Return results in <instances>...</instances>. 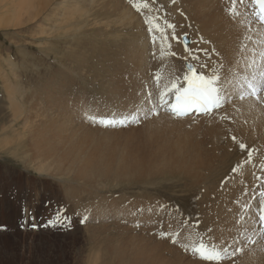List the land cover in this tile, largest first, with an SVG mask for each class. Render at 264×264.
Instances as JSON below:
<instances>
[{
    "label": "rangeland",
    "instance_id": "rangeland-1",
    "mask_svg": "<svg viewBox=\"0 0 264 264\" xmlns=\"http://www.w3.org/2000/svg\"><path fill=\"white\" fill-rule=\"evenodd\" d=\"M14 1H15V4H17L16 0H14ZM86 1L87 0H84V3H83V0L82 1L77 0V2L79 4H77L76 5L77 8L74 7L75 8L74 9L73 5H72L73 0H69V1L67 0L61 4L59 9L52 10L53 14L51 12H48V8H47V14L41 13V14H39L40 17L37 16V17H34L32 19L28 18L26 16V14H25V17H24V15H22V17L24 19L23 18L20 19L21 16L18 17L17 13H16L14 15L16 17H18V19L20 21L24 22L27 19L32 20V21L24 22L27 25L22 26V27H18V28L16 27V29L14 27L13 28L10 27L7 29L6 28L3 29L2 27L0 28V68H1V71H4V72H2L3 74L2 73L0 74L1 75L0 76V109L4 110V111L0 112V122H2V123H0V128H2V126H3L4 130L6 129V131H5L6 133L5 132L2 133L1 129H0V133H1L0 137L2 138V140L0 139V149L3 148L1 146L5 144V141L7 144V145L6 144L4 145V148L1 150V153H0V264H107V263H109V264H115V263L120 264L121 261L119 258H121L125 264L126 260L130 257L129 256L130 254L128 253V252H130V248L128 247L129 241H132L136 244H140L142 242V243L147 245V248L152 247L153 249H151V250L147 249V250L149 251V254L154 258H155V256H160L163 258L165 257L164 259H166V260H172V259L176 260V257L178 258V256H179V259L183 258V260H184L187 258L189 261L200 262L201 258L199 257L198 254L194 253L192 249L199 247L203 241L202 231H201L202 218L196 219L193 216V211H192L193 205L189 204L188 201L192 200L193 191L197 188V193H198L197 199L199 200L201 198V195H202V207L199 206L198 209H199V211L204 210L205 205L210 204L209 196L207 195V193H208L207 191L211 190V185L209 183H207V182H209V180L207 182H200V183L196 182V181L194 182L191 180V182H189L188 184L182 185V184L178 183L177 179L170 180V178H164V177L158 178L155 175H154V177H147V178L144 177V179L138 183L133 182L129 179L116 180L113 178H111V179L110 178L109 179L108 178H100L97 175H92V177L89 178V181L84 183L81 180H75L74 174L72 172L70 174H67V175H63L62 172H60V171L57 172L56 171L57 169L56 170L53 169V171H49V172L48 171L47 172H38L39 167H40L39 164L41 161H40V159H37V158L34 159L33 157H30L31 153L27 152L29 148L24 144V143H27V141L29 139V137H28L29 136V128H30V126L32 128V125L34 126L36 123L37 124L40 123L41 120L43 122H45V121L49 122V115L51 112L67 113L70 110H72L73 108H75L76 106H78L79 108L82 107L84 111L85 110L87 111V113H93V111H94L95 114H96L95 111H98V113L100 114L102 111H103V113H104V111L106 113L107 110H110L109 114L107 111V113H106L107 115L110 116L111 112L113 111L112 112V114H113L112 118L121 117L123 122H124V120H125V122H127V124L124 122L123 127L121 124H119L118 128H116L117 130L115 129L116 131L114 129H111V130L109 129L113 134H116L117 131H119L120 129L122 131V132L119 131L118 136L116 137V139L119 137L121 139L119 138L120 140H118V139L113 140L116 144H118V141H120L119 142L120 144H122V142L124 143L127 141L128 144L130 143V144L135 146V145H139V144L140 145L141 144L147 145L146 142L152 141V140L156 143H158V141L161 143H166L167 138H168V140H169L168 142L171 143V142H176V141L180 142L183 139L182 141L188 143L189 145H193L192 148H194L195 150L200 151V153L202 152L204 154L212 153L213 152L212 150H215V149H219V150L222 149L223 152H228L231 157L235 158V157H237L236 155L239 152L238 155H242L243 157L245 156V160L242 159L240 162L237 163V165L238 164L241 165V166L238 165L237 167H239L242 170L249 168V167H252L254 165H257L258 163H261L262 166H264V155H262V154H264V134L258 136L257 137L258 139L256 138V143H254L253 146H252V144L250 145L249 144L250 141L246 140V136H247V134L251 133L253 129L251 127H249V129L241 128L240 121H242L245 118L246 113L236 109L238 107V104L243 102V101H247V100L254 101V102H256V104L258 105V107L261 111V112H259V114L261 115L260 121L262 122L264 120V99H261L260 101H258L259 100L258 96L260 94H264V76L260 80V87L258 89H255V88H257L256 86L253 89V87L251 85H249V83H248L249 81L248 82H247V80L245 81V78L244 79L242 78L241 81H236L233 79L234 80L233 86L238 87V90H240L241 88L242 89L244 88V92L241 95H239L238 97L236 96L235 98L232 95H231V98H229V99H226V97H225L224 100H222L220 102V105L216 108V112H218L219 117L222 118L220 120V123L223 125H220L219 123L213 124L212 119H211L212 117L206 121L203 120V121H205L204 124L202 121H197V122L192 121V123L190 121L191 124L186 121V122H184V124H183V122H181V123L178 122L179 125H177L176 124L177 122H175V121L173 122V120H171L170 117H167V118L164 117L165 118L164 119L160 116H157L158 113H156V111H153V114L151 113L149 115L150 118L151 117L155 118L157 116L158 118H162V119H160V121H162V122L169 120V122H167V123L165 122L163 124L164 126L163 125L159 126L161 128H158V127L156 128L154 125H150L149 123H147L146 122L147 120H145L144 118H141V117L139 118V116H137L135 114L136 108H134L132 105L131 106L133 107L134 112H131V113L133 115L132 114L128 115L129 117L127 115L123 116V114H120L119 112H117L118 110H121L118 108V106L120 107L119 99L121 101H123V100L127 99L129 96H130L129 99H133L135 97V95H136V97L138 96L137 93L140 94L143 91V88H142L143 84L140 82L141 79L139 77H137V72L134 69V67H132L131 63H128L129 62L128 61V59H129L128 58L129 57L128 51L129 50H127V40L120 41L121 43L119 41L116 42L119 37L117 35H114V33H112V32H115L114 26H111V28L108 29L111 31V32L109 31L110 33L107 30L108 34L104 33L103 31L101 32V30L99 32L98 30L93 29L90 32V29H86L89 32V34H88L87 32H85L86 31L85 29H84V31L82 29V31H80V32L75 31L76 38L77 37L81 38V36H84V37H82V39L84 41V43L82 44L83 45L82 48H84V49H81L80 47H76L75 42L71 40L74 36L73 32L71 33L69 31L70 33L68 32L67 34H62V33H64V31L67 30L66 25L73 24V26H76L74 24V22L71 21V18H69V16L70 17L72 16V19L76 16L78 17L77 14L80 13L81 9L84 10V11L82 10V12L84 13L87 10L88 4H89ZM140 1L145 2L144 0H140ZM152 1L153 0H147L145 4H147L148 2L151 3ZM175 1H177V0H172V1L166 0L163 2L162 1H159V2L153 1L156 4V5H154V3L152 2L153 4L152 3L151 4L153 6H151V4L148 3L149 8L152 7V9L151 8L149 9L148 7L143 8L145 11V14H144L143 10L141 13L135 11V8H134V11H135L134 12L133 8H131L132 3L130 1H127V4H129L128 2H130V4H131V5L129 4V6L131 8V12L133 11L132 14L134 13V14H138L139 16H141V18L139 17L141 19V21H139V18L137 19L138 15L135 16L137 19V22L139 21V23L141 22V24H142V26H140V28H142V30L140 29V32L136 35L137 36L139 35L138 37L141 36L140 38L142 39V38H145L149 34L146 37L147 38L146 46L148 47V48L146 47V49H147L146 51L147 52L149 51V53H147V52L146 53L149 54L147 56V58L148 57L151 58V54L153 53V56H152L153 59L152 58L147 59V61L149 63V69L148 70L153 72L152 76H153V78H155V81H156L155 83H158L156 79H159V81H160L159 84H162L163 81L167 85L172 84L175 80L174 74H176L177 72H179L178 74H180V68L179 67L184 68L185 62H188V61H190V63L196 67L198 72H200L201 74H205V75L208 73H211V71H215L216 68L220 69L221 65L224 64L225 62H226V64L228 63L227 62L228 60H226L228 58L225 57V54L226 55L230 54L231 57L229 58V62H230V60L232 61L234 59V54L233 53L231 54L229 52V51L233 52V48H232L231 43H233L234 41L237 40L236 37L239 35L238 31L240 30V26H239L240 21H239V19H237L239 9L236 6L237 4H236L235 0H233V1L232 0H230V1L229 0H212V1L206 0V2H205V0L204 1L203 0H200V1H198V0H193V1L178 0L177 2L180 1L178 4L177 3L175 4L174 3ZM181 1H182V3H181ZM194 1H196V2H194ZM58 2H60V0H58V1L53 0L51 4H57ZM160 2H161V5H158V4H160ZM183 2H184V4H183ZM189 2H192V3H189ZM193 2H194V4H193ZM197 2H199V3H197ZM229 2H231V3H229ZM10 3H11L10 0H4V2L0 0L1 8L5 7V9L0 11V13L4 12L6 10V8L9 7ZM200 3H201V5H200ZM225 3H226V5L229 4V6H226ZM162 4H164V5L162 6ZM169 4L171 6L175 4L176 6L175 5L174 6L176 8L178 6V8L180 9V13L177 12V11H179L178 8L173 9L174 7L172 6L171 9H173V11L176 10V11H174V13H175L174 15L178 16L179 18L173 16V14H172L173 11L167 10V9H170L167 6ZM189 4L192 8L191 7L189 8V6H187ZM196 4H198V5H196ZM218 4L221 6L220 7L221 9L219 8ZM70 5H72V6H70ZM170 5H169V7H171ZM68 6L70 8H68ZM157 6H159V7H157ZM160 6H162V7H160ZM204 6H205V8H202ZM217 6H218V8H217ZM65 7H67V8H65ZM155 7H156V9H155ZM166 7H167V9H165ZM187 7L189 8V10ZM196 7L197 8L199 7L200 11L203 10L201 12V14L202 13H204V14L200 15V11L198 10L199 8L196 9ZM19 8L20 7L16 8V9L18 10ZM37 9H38L37 7H26L25 11L28 12L29 14H33L34 12H35L34 14H36V13L40 12V10L38 9L39 10L38 11ZM68 9H70V10H68ZM159 9H161V11H158ZM147 10H152V11L147 12L149 16H147V13H146ZM186 10H188V11H186ZM72 11L76 12L75 13L76 16H74L75 14L72 13ZM166 11H169V14L166 13ZM182 11L186 15L181 13ZM58 12L63 13V15L59 14ZM149 12L152 14L154 12V14H155L154 18H152V16L154 14L151 16L149 14ZM163 12H164V14H163ZM170 12H172V13H170ZM176 12H177V14H176ZM186 12L190 16L187 15ZM158 13H159V15H162L164 18L162 16H159ZM178 13L180 15H178ZM64 14L67 15L70 22H66L63 19ZM191 14L192 15L196 14V15L193 17V16H191ZM131 16H129L128 21H126V22L130 21ZM167 16H168V18H167ZM146 17L149 18V21L151 22L150 24L144 23V22H146V20H148ZM170 17H171V19H170ZM54 18H56V19H54ZM175 18H177L178 21ZM202 18H204V19H202ZM38 19L39 20L41 19V20L39 21ZM45 19H48V21ZM62 19H63V21H65L68 24L63 23ZM151 20L152 21L154 20L153 21L154 23ZM173 21L174 22L177 21L176 24L177 23H179V24L176 25ZM45 22H46V24H45ZM50 22H53L55 25L53 23L50 24ZM55 22H57V23H55ZM143 23L145 25L147 24L149 26H147V25L145 26ZM31 24H33V26H35V27H33ZM48 24H49V26H47ZM60 24H61V27L64 25V27H62V29H61L62 31L56 30L57 25H60ZM51 25H53L55 27V29ZM150 25H152V26H150ZM169 25H172L173 27L170 28V27H168ZM195 25H196V27H195ZM39 26H40V28H41V26H43V27L40 29ZM177 26H179V27H177ZM186 26H187V28H185ZM32 27L34 28V34L32 32L33 31ZM149 27H152V29H153V31H151L152 33L149 31ZM23 29L25 30L24 35L22 33V32H24ZM43 29H44L45 33H48V35L45 34L46 36H44ZM162 29H165V31ZM177 29H179V30H177ZM200 29L203 31L200 32ZM26 30H28V31H26ZM35 30L38 31L37 33L40 36H42L41 37L42 42H39L38 37H40V36L35 34L36 33ZM40 30H42V31H40ZM51 30H53V31H51ZM143 30H144V32L146 30L145 34L143 33ZM176 30L179 32H177ZM195 30H197V31H195ZM227 30L229 32H227ZM30 31H31V33H30ZM56 31H59V32H56ZM154 31H156L157 33ZM218 31H221L222 33L218 32ZM52 32L55 34H53ZM188 32H190L192 36H190V34ZM57 33H59L58 35H60V37L57 35ZM162 33H163V36H162ZM179 33L180 34L182 33V34L180 35ZM70 34L72 35V37ZM78 34H79V36H77ZM80 34H82V35H80ZM101 34H104V35L102 36ZM155 34H156L155 37L156 38L158 37L157 39L153 37ZM194 34H196V35H194ZM202 34H203V36H201ZM53 35L58 36V37L53 38ZM97 35H99V36H97ZM166 35H168V36H166ZM177 35H180V36H177ZM50 36H52L51 39H50ZM100 36H102V38ZM173 36L179 37V39H173ZM233 36H236V37H233ZM46 37H48V38H46ZM167 37H169L170 38L169 41L171 40V42H172L171 47H169L170 44H169ZM199 37H201V38H199ZM221 37L223 38V40H220V39H222ZM229 37H230V39H229ZM104 38L108 42L106 40L104 41L103 40ZM161 38L162 39L165 38L166 41L161 40ZM231 38H232V40H231ZM137 39H139V38H137ZM148 39L150 40L149 41V43H151L150 45L148 43ZM152 39L155 41V43ZM159 39L161 40V43H160ZM208 39H209V41H207ZM111 40L114 42H111ZM151 40H152V42H151ZM184 40L188 41V44H185ZM69 41L71 42V44H72V42L74 43L73 46L70 44ZM164 41H165V43H164ZM212 41L215 44H216V41L218 42L216 44V47H217V45H220V46H218V48H216L214 46L215 44ZM221 41L223 43H221ZM90 42H92V43H90ZM96 42L98 43V45ZM37 43L38 44L42 43V44L38 45ZM43 43H45V45H47L46 48L42 47V46H44ZM89 43L93 47L96 44V47L91 48V45H89ZM113 43H115V45ZM227 43H228V45H227ZM156 44L158 46H156ZM159 44H160V46H159ZM163 44H165V45H163ZM167 44H168V46H167ZM174 44L175 45L177 44V46H176L177 50L173 47V46H175ZM209 44H212L213 50L215 49L217 51L211 50L212 48L209 47V46H211ZM74 45H75V47H74ZM180 45L182 46V48H180L181 47ZM224 45H226L227 47ZM230 45H231V47H230ZM38 46H41V47H38ZM111 46H112V48H111ZM163 46L165 49L162 48ZM189 47L192 48V51L194 50L195 52H192L191 49H189ZM228 47H229V49L224 51V49H226ZM76 48H77V50H76ZM95 48L99 49V50L94 51ZM102 48H104L103 51H101ZM124 48H125V50H124ZM186 48L188 49V51H186ZM89 49L94 51L93 52L90 50V52L92 53V59L94 60V62H96V66H94L95 67L94 70H93V67H88V66L84 67L81 64H79V59L85 58L86 56H87V58L90 57L91 53L88 52ZM168 49H170V50H168ZM219 49H221L220 51H222L223 55L222 54L218 55L219 53H221V52H219ZM234 50H235L237 55L240 54V52L238 51L237 48H235ZM66 51H67V55H69V56L65 55ZM80 51H81V53H80ZM98 51H100L102 55L100 54V52L98 53ZM200 51H201V53H200ZM76 52L79 53V55H82V57L79 58L80 56ZM182 52H188V53L183 54ZM213 52H215V53H213ZM216 52L218 54H216ZM224 52H229V53H224ZM71 53L73 54V56ZM210 53H213L214 55H210ZM190 54H191V57H190ZM200 54H202L203 56H201ZM122 55H124V56H122ZM166 55H167V58H166ZM204 55H205V57L207 56L208 58L207 57L204 58ZM242 55H246V56H248V58L254 57V59H256V57L252 53V50L250 52H248V55L244 54V53H242ZM63 56L69 57L68 59L70 61L67 58H63ZM74 56L76 59L74 58ZM94 56H97V57L94 58ZM101 56H103V58H104L103 60H102ZM184 56L187 58H184ZM195 56H196V58H197V56L199 58L196 59ZM213 56H214V59H213ZM218 56H220V57H218ZM221 56H222V58H221ZM215 57H217V58H215ZM87 58H85L84 61H86ZM126 58H127V61H126ZM171 58H172V60H171ZM176 58H177V60H176ZM200 58L203 60L204 64H202L203 62H202V60H200ZM149 59H150V61H149ZM166 59H168V60H166ZM223 59H225L224 63H223ZM164 60L168 64L164 63L165 62ZM170 60L172 62V65L170 64ZM218 60H220L222 63ZM176 61L179 64V66L176 63ZM181 61H182V63H181ZM198 61H199V63H198ZM207 61H209V62H207ZM8 62L11 65H9ZM156 62H159L161 66L163 65V68H164V66L165 67L168 66V68H170V66H172L171 69L173 71L177 68L176 66H178L177 69H179V71H177V69H176L174 71L175 73H171L170 69L168 70L166 67V69L164 68V70H166V71L168 70L170 73L168 71L167 72L169 74H171L170 76H168V73L166 74V71L164 73L162 67L160 65H158L159 63L156 64ZM216 62H220L221 64L216 63ZM101 63L103 65V67H102ZM150 63H152V64H150ZM174 63L177 65L175 66ZM210 63L211 64L216 63V64L210 65ZM109 64L110 65L112 64V65L110 66ZM155 65L157 68H155ZM9 66H11V68ZM208 66H209V68H208ZM213 66H214L215 70L212 69ZM101 67H102V69H104L103 71H101V70L99 71V69H101ZM107 67L109 68V70L107 69ZM150 67L152 69L153 68H155V69L159 68L160 70L159 71L157 70L158 72H156V70H154V69L152 70V69H150ZM90 68H91V70H90ZM131 68H133L134 70ZM207 69H208V71L205 73V70H207ZM67 70H68V72H67ZM92 70L95 72H93ZM11 71L13 72L14 76L12 75ZM89 71H90V74H87V73H89ZM161 71H162V73H161ZM154 72H156V74ZM14 73H17V74H14ZM92 73H94V74H92ZM126 73H128V75ZM130 73H132V74H130ZM4 74H6V75H4ZM95 74H96V76H95ZM97 74H98V77H97ZM106 74L110 80L107 79L108 77L105 76ZM101 75H103V76H101ZM3 76H6V77H3ZM15 76H16V78L14 79ZM66 76H67V78H66ZM120 76H123V77L121 78ZM162 76H165L166 79H165V77H162ZM12 77H13V79H12ZM95 77L101 78V80L96 79ZM102 77L103 78L105 77L106 79H103ZM4 78L9 81V84L11 85L10 88H9V86L7 88L6 85H9V84ZM81 78L82 79L84 78V79L82 80ZM66 79L67 80L70 79V81H68L70 83H67ZM93 79L95 82H93ZM133 79L135 82L137 81L136 83L138 85L133 81ZM164 79L167 81H165ZM10 80H12V81H10ZM138 80H140V81H138ZM100 81H101V83H100ZM109 81H110V83H109ZM113 81H115V82H113ZM5 82H7V83H5ZM13 82L14 83L18 82L15 84H18L20 86V88L22 90L21 92H20V90L18 91L19 86L16 85L17 86L16 87L15 84H13ZM91 82L93 84L99 82V84H96L95 85L96 87H95ZM112 82H113V84H111ZM104 83L106 84V86H104L105 85ZM239 83H240V85H234V84H239ZM159 84L153 90H148L147 96L149 94V96L151 95L150 97H152L154 92L158 88ZM58 85H59V87H58ZM116 85L118 87L121 86L122 88L121 87L116 88L117 87ZM129 85H130V87H133L134 85H136V86H134L135 88L133 87V89H134L133 90L132 88H128ZM85 86L88 88H86ZM113 86H114V88H113ZM137 86H139V87H137ZM140 86H141V88H140ZM109 87H110V89H108ZM16 89L18 92L15 91ZM129 89L131 92L129 91ZM232 89H233V87H232ZM12 90H13L12 93H14V94L10 93ZM110 90H112V91H110ZM126 90L129 91V93ZM7 91H8V93H7ZM235 91L237 92V90H235ZM111 92H113V94ZM148 92H150V93H148ZM15 93L16 94L18 93L17 94L18 97L16 96ZM240 93H241V91L239 92V94ZM8 94H10V95L12 94V95L9 96ZM98 94H99V96H97ZM130 94H132V96ZM89 95L92 96V98L89 97ZM46 96H48V97H46ZM105 96H107V97H105ZM93 97H95V99ZM118 97H120V98H118ZM11 98H13V99L11 100ZM63 98H64V100H63ZM105 98H106V100H105ZM122 98H124V99H122ZM27 99H29V100H27ZM111 99H112V101H111ZM33 100L35 102H33ZM85 100L89 103H87ZM232 100H234V102H232ZM8 101L10 103H8ZM48 101H49V103H48ZM115 101L118 103H116ZM70 102H72L73 104H71ZM93 102H95V103L93 104ZM226 102L230 103V110L227 111L226 114H224V112H225L224 108L227 105ZM102 103H103V106H101ZM106 103H107V105L109 103L111 105L109 104L110 106L109 105L107 106ZM14 104H16V106ZM114 104H116L115 105L116 107L112 106ZM37 105H38V108H37ZM62 105H64V106H62ZM104 105H106V106H104ZM42 106H44V107L42 108ZM65 106H67L68 109ZM25 107H27L28 111ZM114 108H116V109H114ZM13 109H14V111H17V110H19V111H17V113L15 115H12V117L10 118V119H12V121H11L9 119V117H10L9 115L13 112ZM62 109H64V110H62ZM55 110H57V111H55ZM90 110L92 112H89ZM115 110H117V111H115ZM35 111H37L38 114ZM6 112H7V114L9 112L10 113L7 115ZM33 112H35L36 115ZM161 114L167 115L166 113H163V112ZM253 114L254 113H252L251 115H247V118H245L244 121H246ZM38 115L41 118L38 117ZM134 115H135V117H134ZM202 115H205V114H202ZM13 116H15V117L13 118ZM16 116H17V118H16ZM30 117H31V119H30ZM35 117H36V120H35ZM24 118H25V120H24ZM30 120L31 121L33 120L32 123H35V124H31ZM141 120H143L142 123L140 122ZM8 121L10 122L9 124L7 123ZM137 121L140 122V125L143 124L141 126L144 127L143 129H146V130H141V128H140L141 126L138 125L139 123ZM20 122H24V123H20ZM29 123L31 124L30 126H28ZM144 123L145 124L147 123L149 126H153V127L147 128L148 125H144ZM186 123L190 124V125H188L190 127H188ZM25 124H27V125H25ZM37 124L34 127H36ZM165 124H167V126H168V124H170L169 130L167 131L168 134L171 133V134H169L170 136L175 134L174 132H171V130H170L171 126H172L171 128H173L172 130L176 131L175 137L173 136V139L169 138L170 136L167 137L168 135H166L167 138H165L166 129L168 128L167 126H165ZM7 125H8L9 130L7 128ZM9 125H11V126H9ZM128 125H129V127H127ZM182 125H183V127H182ZM12 126H14V127H12ZM124 126H125V128H127L126 130L129 131L128 132L129 134L126 133L127 131L125 130ZM162 126H163L164 130H161ZM176 126L178 127L177 129L175 128ZM21 127H22V129H21ZM96 127L99 128L98 126H96ZM130 127H133L134 131ZM179 127H182V129H180ZM11 128H14V129L10 130ZM26 128H28V129H26ZM136 129H137V132H136ZM138 129L141 132L138 131ZM149 129L152 130L151 133H150ZM153 129L155 130V132L157 129L158 130L160 129L159 130L160 132L163 131L164 138H162V135H163L162 133H161V135L158 136L159 138H157V135L159 134V132L155 133V132H153L154 131ZM179 129L182 131L178 132ZM8 131H9V133H8ZM14 131L17 134L16 133L12 134ZM177 132L180 134L178 135ZM20 133L24 136H22L20 143L19 142L15 143L14 137H16V135H18ZM215 133H219V137H218L219 139H217V137L213 138V135ZM10 134H11V136H9ZM130 134H131V136H129ZM147 134L150 136L149 138H148ZM151 134L154 135V138L151 137L152 136ZM12 135H15V136L12 137ZM138 135L139 136L141 135V136L139 137ZM233 135L236 137H234ZM6 136L9 139H14V140L13 141L10 140L11 141L10 142L8 138H5L7 140L3 139ZM126 136H129V137L127 138ZM178 137L180 140L178 139ZM233 137L235 138V140L233 139ZM237 137H239L240 140ZM243 137H245V138L243 139ZM124 138H126V140ZM134 139H136V140H134ZM159 139H161V140H159ZM163 139H166V141L164 140L165 141L164 142ZM229 139H233V142H232V140L230 141L231 143L227 142V141H229ZM241 139H243V140H241ZM129 140H130V142H129ZM238 141L240 144H244L246 146L245 148L247 151L246 150L245 151H246V153L248 152L247 158L245 155V151L240 150L241 148H240V144L238 143ZM241 141H245V142L241 143ZM12 142L14 144H12ZM2 143H4V144H2ZM21 143H23V146L21 145ZM235 143L237 145H235ZM245 143H247L249 145H247ZM15 144H16V146H15ZM234 146H236V147H234ZM237 148L238 149L240 148L239 151ZM234 150L238 151V152H235ZM21 153H23L24 156H23V154L21 155ZM216 155H218V154H216ZM248 156L250 157V159ZM251 156H253V157H251ZM29 158H31L32 160ZM20 159H23V160H20ZM243 160H244V162H243ZM258 160L259 161L262 160V162L261 161L259 162ZM19 162H21V163H19ZM32 163H34V164H32ZM44 164L45 163H43V165ZM30 166L32 168H30ZM34 166L35 167L39 166V167L35 168ZM31 171H33V172H31ZM235 172H236V168H235ZM254 177L257 178L256 175H254ZM166 186H167V188H166ZM208 186H209V188H208ZM260 188H261V190H259V191H260V194L262 195V194H264V186L261 187V184H260L259 189ZM16 189H18V190H16ZM262 196H264V195H262ZM214 197H215L214 194H212L210 197V200H212V198L214 200ZM223 199H226V198H223ZM226 200H228V199H226ZM260 200L261 199H259V201H255V199L250 198V199H248L247 203L249 206H251L252 204H256L257 202H260ZM230 201H231V199H230ZM143 203H145V204H143ZM233 203H234V201H233ZM138 205H139V207H138ZM140 205H142V206H140ZM146 210L149 212V214H147L148 212ZM157 211H158V213H157ZM210 211H212V213ZM209 212H210V215L213 214V212H214L212 207H210V205H209ZM137 213H138V215H137ZM156 214H158V215H156ZM148 215H150V216H148ZM124 216H125V218H124ZM187 217H190V218H187ZM209 217L211 219L213 218V216H209ZM124 219L127 222L126 221L124 222ZM143 219H145V220H143ZM149 226H150V228L151 227L152 228L150 229ZM252 229H255V230L250 231V233H256V227H254ZM179 237H181V238H179ZM35 239H36V241H38V240L47 241L49 239L48 243H47L49 245V247L46 246L43 248H38L36 250L26 249L25 251H22V249L20 250V248L15 249V247H16L15 244L17 242L20 244H23L24 242L30 243L31 240H35ZM173 241H175V242H173ZM247 243H248V246L250 245L248 248H252L254 246L253 241L247 242ZM247 243L244 240L243 246H241V247L242 248L245 247V244L247 246ZM213 244L214 243L211 242V245H213ZM182 245H184V246H182ZM26 247L28 248V245ZM110 247L114 249V252L110 251ZM179 248H181V249H179ZM120 251L124 252V254L126 256L125 255H119L118 256L119 258H118L117 255L119 254ZM240 251H241V249H237L234 252L232 251L231 253H226L225 254L226 256L224 255L222 258L220 257L218 259V261L222 262V263H227V260L229 262L231 258L235 257L234 255L239 256L242 252V251L241 252ZM106 253H107V255H106ZM116 253H117V255H116ZM181 256H183V257H181ZM237 256H236V258H237ZM89 257H90V261H89ZM91 259H92V261H91ZM188 260H184V262L183 261L182 262L185 263ZM142 262L148 263L147 259H144V261H142ZM210 264H215V263L210 262Z\"/></svg>",
    "mask_w": 264,
    "mask_h": 264
},
{
    "label": "bare ground",
    "instance_id": "bare-ground-1",
    "mask_svg": "<svg viewBox=\"0 0 264 264\" xmlns=\"http://www.w3.org/2000/svg\"><path fill=\"white\" fill-rule=\"evenodd\" d=\"M4 2V0H1ZM11 3L9 4V7L6 8V10L4 12H1L0 13V28L2 27L3 29L4 28H15L16 27H22V26H25L27 24H25L24 22H29V21H32V20H25L24 22L20 21L18 19V17H20V19H22V15H24L25 17V14L28 18H34V17H37L39 16V14L43 13V14H47V8H48V12H51L52 13V10H57L60 8L61 4L67 0H60V2H58L57 4H51L53 0H16L17 4H15V1L14 0H10ZM58 1V0H57ZM69 1V0H68ZM82 1V0H81ZM127 1H130V0H87L86 2L89 3L88 4V8L87 10L83 13L81 9L80 13L77 14L78 17L76 16V12L72 11V13H74L76 17H74L72 19V16L69 18H71V21L74 22V24L76 26H73V24H69V25H66V28L67 30L64 31V33L62 34H67L69 31L72 33L73 32V38L71 39L72 41L75 42V45L76 47H80L81 49H84L82 48V44L84 43L82 37L84 36H81V38L77 37L76 38V34H75V31L76 32H80L84 31V29H90V32L91 30L95 29V30H98L100 32L103 31L104 33L108 34L107 33V30L109 28H111V26H114V31L115 32H112L114 33V35H117L119 38L117 39L116 42H120V41H125L127 40V50H129V59H128V63H131L132 67H134V69L136 70L137 72V77H139L141 79L138 80L140 81L142 84H143V91L138 94L137 93V97L135 95V97L133 99H129V97L123 101H120V107L118 106L119 109L121 110H115L117 112H119L120 114H123V116L125 115H131L132 113L131 112H134L133 110V107L136 108L135 110V114L137 116H139V118H144L145 120H147L146 122L149 123L150 125H154L156 128H161L159 126L163 125L165 122H169V120L167 121H160V119L162 118H167V117H170L171 120H173V122H177L176 124H178V122H188L192 123V121H202L203 124L205 123L206 120L212 119V123L213 124H220V125H223L220 123V120L222 118L219 117L218 115V112H216V108H214L211 112H207V114L205 115H195L193 113H191L189 116H186V117H181V118H176L174 117L172 114H170L169 111H166L165 108L161 107L160 106V102H159V99H160V93L163 92V91H166L167 89H170L172 87L173 84H176L178 87L182 88L185 87L186 85L184 84V81H183V78L185 75H189L190 73H188V70L186 69L185 65L186 63H190V61L188 62H185V65H184V68H180V74H178L179 72H177L176 74H174V82L172 84H165L164 81L162 84H159L160 81L159 79H156L158 83H155V78H153L152 74L153 72L149 71V63L147 61L148 57L147 56L149 54V51L147 52L146 50V42H147V35L145 38H140L138 37L136 34H138L140 32V29L142 30V28H140V26H142L141 22L139 23V21H141V16H139L138 14H132V12L134 11V8L133 6L130 4V2H128L130 5H131V8H133V11L131 12V8L129 6V4H127ZM145 2H141L143 4L146 3L147 0H144ZM155 2H159V1H166V0H153ZM152 1V2H153ZM169 1V0H168ZM172 1V0H171ZM178 1V0H177ZM175 1L174 3L178 4L179 2ZM183 1V0H182ZM181 1V3H182ZM186 1V0H185ZM184 1V2H185ZM190 1H193V0H190ZM200 1V0H198ZM204 1V0H203ZM212 1V0H211ZM230 1V0H229ZM233 1V0H232ZM72 2V1H71ZM150 2V1H149ZM148 2V3H149ZM151 2V3H152ZM183 2V4H184ZM196 2V1H194ZM193 2V4H194ZM206 2V0H205ZM215 2V1H214ZM225 2V1H224ZM223 2V3H224ZM227 2V1H226ZM236 2V6L238 7V17L237 19H239L240 21V30L238 31L239 35L236 37V36H233V37H236V41H234L233 43H231L232 45V48H233V52L229 51L231 54L233 53L234 54V59L230 62H229V58L231 57L230 54L226 55L225 54V57H227L228 60L227 64L226 62L224 63V60L223 59V63L221 65V68L220 69H217L215 70L214 66L212 69H214L215 71H211V73H208V74H203L205 75L206 78H209V79H212L214 81V87L217 89V95L219 97V100L220 102L222 100H224V98L226 97V99H229L231 98V95L235 98L236 96L238 97L239 95H241L243 92H244V88L238 90V87H234L233 86V83H234V80L236 81H241L242 78L244 79L245 78V81L247 80V82L249 83V85H251L253 87V89L255 88V86L257 88L255 89H258L260 87V80L261 78L264 76V27L262 26V24L260 23L259 21V17L257 16V12H258V9L256 7V5L253 4L252 0H235ZM2 3V2H1ZM83 3H84V0H83ZM86 3V4H87ZM147 3V5H148ZM149 3V4H151ZM154 3V2H153ZM152 3V4H153ZM189 3H192V2H189ZM199 3V2H197ZM203 3V2H202ZM228 3V2H227ZM231 3V2H229ZM67 4V3H66ZM77 4H79L77 2V0H73V8H77ZM127 4V5H126ZM151 4V6H153ZM168 4V3H167ZM174 4V5H175ZM188 4V3H187ZM205 4V3H204ZM210 4V3H209ZM216 4V3H215ZM8 5V4H7ZM70 5V6H72ZM154 5H156L154 3ZM158 5H161V2L160 4ZM164 4H162L163 6ZM170 5V4H169ZM170 9H167V7L165 9L167 10H171L173 11V9H175L176 5H172L174 8L169 7ZM198 5V4H196ZM201 5V3H200ZM203 5V4H202ZM217 5V4H216ZM219 5V4H218ZM226 5V3H225ZM224 5V6H225ZM54 6V7H53ZM79 6V5H78ZM160 6V7H162ZM182 6V5H181ZM189 6V8L191 7L190 4L187 5ZM211 6V5H210ZM214 6V5H213ZM226 6H229L226 5ZM225 6V7H226ZM20 7L18 10L16 8ZM26 7H37L40 12L36 13V14H29L28 12L25 11V8ZM159 7V6H157ZM212 7V6H211ZM221 6L219 5V8ZM53 8V9H52ZM67 8V7H65ZM64 8V9H65ZM68 8H70L68 6ZM74 8V9H75ZM149 8V6H148ZM152 9V7H150ZM149 8V9H150ZM164 8V7H163ZM178 8V6H177ZM176 8V9H177ZM186 8V7H185ZM184 8V9H185ZM188 8V7H187ZM188 8V10H189ZM192 8V7H191ZM194 8V7H193ZM199 8V7H198ZM196 7V9H198ZM202 8H205L202 7ZM218 8V6H217ZM5 7H2L1 8V5H0V11L4 10ZM37 9V10H38ZM73 9V10H74ZM79 9V8H78ZM156 9V7H155ZM154 9V10H155ZM162 9V8H161ZM161 9H159L158 11H161ZM183 9V8H182ZM208 9V8H207ZM221 9V8H220ZM228 9V8H227ZM226 9V10H227ZM231 9V8H230ZM32 10V9H31ZM38 10V11H39ZM70 10V9H68ZM67 10V11H68ZM72 10V9H71ZM153 10V11H154ZM164 10V9H163ZM179 12L180 13V9L178 8ZM186 10V11H188ZM200 11V8L198 9ZM209 10V9H208ZM35 11V10H34ZM84 11V10H83ZM136 11V10H135ZM134 11V12H135ZM144 11V9H143ZM148 11H152V10H147L146 13ZM157 11V10H156ZM155 11V12H156ZM157 11V12H158ZM169 11H166V13L169 14ZM176 11V10H174ZM174 11L173 13V16H175L174 14ZM197 11V10H196ZM203 11V10H202ZM200 11V15L204 14ZM220 11V10H219ZM176 12V14H177ZM192 12V11H191ZM217 12V11H216ZM227 12V11H226ZM230 12V11H229ZM17 13V16L16 17L14 14ZM59 13V12H58ZM141 13V12H140ZM161 13V12H160ZM178 13V15H180ZM183 13V11L181 12ZM187 13V12H186ZM199 13V12H198ZM221 13V12H220ZM223 13V12H222ZM225 13V12H224ZM53 14V13H52ZM56 14V13H55ZM59 14H62L63 13H59ZM69 14V13H68ZM144 14H145V11H144ZM149 14L152 16L154 14L150 13ZM164 14V12H163ZM167 14V15H168ZM184 14V13H183ZM193 14V13H192ZM191 16H195L196 14L192 15ZM207 14V13H206ZM49 15V14H48ZM58 15V14H57ZM56 15V16H57ZM72 15V14H71ZM132 15V16H131ZM137 19L139 18V21L137 22V19L135 16H137ZM141 15V14H140ZM159 15V13H158ZM186 15V14H184ZM187 15H189L187 13ZM209 15V14H208ZM215 15V14H214ZM129 16H131L130 18V21L129 22H126L128 21V18ZM143 16V15H142ZM146 16V15H145ZM144 16V17H145ZM147 16L148 13H147ZM155 14L152 16V18H154ZM159 16H162V15H159ZM170 16V15H169ZM172 16V15H171ZM190 16V15H189ZM198 16V15H197ZM210 16V15H209ZM40 17V16H39ZM48 17V16H47ZM50 17V16H49ZM64 20L66 22H70L69 18L67 17V15L64 14L63 16ZM135 17V18H134ZM163 17V16H162ZM175 17H178V16H175ZM182 17V16H181ZM180 17V18H181ZM192 17V18H193ZM199 17V16H198ZM197 17V18H198ZM62 18V17H61ZM147 18V17H146ZM164 18V17H163ZM168 18V16H167ZM179 18V17H178ZM187 18V17H186ZM24 19V18H23ZM26 19V18H25ZM37 19V18H36ZM56 19V18H54ZM62 19V21H63ZM136 21H135V20ZM149 20V18H147ZM171 19V17H170ZM173 19V18H172ZM177 19V18H175ZM199 19V18H198ZM204 19V18H202ZM209 19V18H208ZM39 20V19H38ZM41 20V19H40ZM39 20V21H40ZM44 20V19H43ZM48 21V19H45ZM50 20V19H49ZM53 20V19H52ZM144 20V19H143ZM174 20V19H173ZM55 21V20H54ZM65 21H63V23H66ZM152 21V20H151ZM154 21V20H153ZM152 21V22H153ZM178 21V19H177ZM176 21V22H177ZM180 21V20H179ZM185 21V20H184ZM196 21V20H195ZM199 21V20H198ZM216 21V20H215ZM36 22V21H35ZM44 22V21H43ZM58 22V21H57ZM55 22V23H57ZM61 22V21H60ZM174 22V21H173ZM176 22H174L176 24ZM190 22V21H189ZM39 23V22H38ZM53 22H50V24H52ZM62 23V22H61ZM72 23V22H71ZM146 23V22H144ZM143 23V24H144ZM154 23V22H153ZM157 23V22H156ZM187 23V22H186ZM46 24V22H45ZM54 24V23H53ZM68 24V23H66ZM141 24V25H140ZM179 23H177L176 25H178ZM33 26V24H31ZM35 25V24H34ZM37 25V24H36ZM55 25V24H54ZM145 25V24H144ZM147 25V24H146ZM145 25V26H146ZM194 25V24H193ZM213 25V24H212ZM29 26V25H28ZM49 26V24L47 25ZM53 26V25H51ZM50 26V27H51ZM144 26V27H145ZM149 26V25H147ZM152 26V25H150ZM156 26V25H155ZM182 26V25H181ZM200 26V25H199ZM31 27V26H30ZM35 27V26H33ZM32 27V28H33ZM37 27V26H36ZM43 26H41L42 28ZM54 27V26H53ZM64 27V25L62 26ZM61 27V24L60 25H57L56 27V30H61L62 29ZM165 27V26H164ZM179 27V26H177ZM196 27V25H195ZM25 28V27H24ZM28 28V27H27ZM40 28V26H39ZM40 28V29H41ZM46 28V27H45ZM52 28V27H51ZM155 28V27H154ZM166 28V27H165ZM183 28V27H182ZM187 28V26L185 27ZM50 29V28H49ZM55 29V27H54ZM65 29V28H64ZM195 29V28H194ZM193 29V30H194ZM197 29V28H196ZM20 30V29H19ZM48 30V29H47ZM94 30V31H95ZM112 30V29H111ZM165 31V29H162ZM179 30V29H177ZM176 30V31H177ZM232 30V29H231ZM14 31V30H13ZM18 31V30H17ZM24 33H25V30L23 29ZM28 31V30H26ZM36 31V30H35ZM42 31V30H40ZM53 31V30H51ZM62 31V30H61ZM106 31V32H105ZM110 30H108L109 32ZM113 31V30H112ZM153 31V30H152ZM186 31V30H185ZM191 31V30H190ZM197 31V30H195ZM203 30L200 29V32H202ZM19 32V31H18ZM33 34H34V28H33ZM38 31H36V35H39L37 33ZM43 32H44V36L48 35V33H45L44 29H43ZM48 32V31H47ZM56 32H59V31H56ZM69 32V33H70ZM85 32H87L89 34V32L86 30ZM111 32V31H110ZM109 32V33H110ZM146 32V30H145ZM144 30H143V33L145 34ZM156 32V31H154ZM173 32V31H172ZM171 32V33H172ZM179 32V31H177ZM184 32V31H183ZM218 32H221V31H218ZM227 32H229L227 30ZM231 32V31H230ZM236 32V31H235ZM234 32V33H235ZM31 33V31H30ZM53 33V32H52ZM83 33V32H82ZM150 33V32H149ZM152 33V32H151ZM157 33V32H156ZM191 35L190 32H188ZM222 33V32H221ZM237 33V32H236ZM46 34V35H45ZM55 34V33H53ZM59 33H57L58 35ZM61 34V35H62ZM105 34V35H106ZM143 34V35H144ZM166 34V33H165ZM173 34V33H172ZM178 34V33H177ZM180 34V33H179ZM182 34V33H181ZM180 34V35H181ZM225 34V33H224ZM229 34V33H228ZM31 35V34H30ZM50 35V34H49ZM71 35V34H70ZM82 35V34H80ZM102 36L104 34H101ZM153 35V34H152ZM180 35H177V36H180ZM196 35V34H194ZM223 35V34H222ZM232 35V34H231ZM40 36V35H39ZM60 37V35H58ZM58 36H54L53 35V38H57ZM79 36V34L77 35ZM99 36V35H97ZM102 36H100L102 38ZM108 36V35H107ZM156 34L153 36L154 38ZM158 36V35H157ZM162 36H163V33H162ZM168 36V35H166ZM203 36V34L201 35ZM220 36V35H219ZM42 36L38 37V40L39 42H42L41 41V38ZM52 36H50V39H51ZM72 37V35H71ZM105 37V36H104ZM116 37V36H115ZM150 37V36H149ZM196 37V36H195ZM194 37V38H195ZM206 37V36H205ZM215 37V36H214ZM48 38V37H46ZM87 38V37H86ZM139 38V39H137ZM158 38V37H157ZM156 38V39H157ZM163 38V37H162ZM161 40H165L162 39ZM179 38V37H178ZM201 38V37H199ZM198 38V39H199ZM222 38V37H221ZM228 38V37H227ZM44 39V38H43ZM59 39V38H58ZM94 39V38H93ZM168 41H169V37H167ZM210 39V38H209ZM209 39L207 41H209ZM219 39V38H218ZM230 39V37H229ZM228 39V40H229ZM60 40V39H59ZM86 40V39H85ZM90 40V39H89ZM104 41L106 40L105 38L103 39ZM102 40V41H103ZM113 40V39H112ZM111 42H114L112 41ZM116 40V39H115ZM153 40V39H152ZM151 40V42H152ZM160 40V39H159ZM161 40H160V43H161ZM211 40V39H210ZM213 40V39H212ZM220 40H223L220 39ZM219 40V41H220ZM232 40V38H231ZM230 40V41H231ZM234 40V39H233ZM66 41V40H65ZM87 41V40H86ZM107 41V40H106ZM110 41V40H109ZM149 39H148V43H149ZM154 41V40H153ZM158 41V40H157ZM166 41V40H165ZM164 41V43H165ZM229 41V42H230ZM48 42V41H47ZM51 42V41H50ZM68 42V41H67ZM70 42V41H69ZM108 42V41H107ZM106 42V43H107ZM213 42V41H212ZM211 42V43H212ZM46 43V42H45ZM42 46L44 48L47 47V45ZM92 43V42H90ZM89 43V45H91ZM97 43V42H96ZM105 43V42H104ZM121 43V42H120ZM119 43V44H120ZM155 43V41H154ZM214 43V42H213ZM218 42L216 41V44ZM221 43H223L221 41ZM38 44V43H37ZM39 44H42V43H39ZM38 44V45H39ZM47 44V43H46ZM67 44V43H66ZM71 44V42H70ZM69 44V45H70ZM73 42H72V46H73ZM95 44V43H94ZM93 44V45H94ZM115 45V43H113ZM151 43H149L150 45ZM169 47H171V40L169 41ZM215 44V43H214ZM216 44L214 45L216 47ZM225 44V43H224ZM74 45V47H75ZM98 45V43H97ZM118 45V44H117ZM148 45V44H147ZM165 45V44H163ZM175 45V44H174ZM191 45V44H190ZM204 45V44H203ZM212 48V44H209ZM228 45V43H227ZM230 45V47H231ZM36 46V45H35ZM49 46V45H48ZM103 46V45H102ZM124 46V45H123ZM156 46H158L156 44ZM160 46V44H159ZM168 46V44H167ZM176 46H173L175 49H176ZM179 46V45H178ZM181 46V45H180ZM205 46V45H204ZM218 46L220 45H217L216 48H218ZM226 46V45H224ZM38 47H41V46H38ZM96 47V44L95 46ZM92 45H91V48H94ZM100 47V46H99ZM227 47V46H226ZM101 48V47H100ZM112 48V46H111ZM116 48V47H115ZM148 48V47H147ZM163 49L164 46L162 47ZM182 48V46L180 47ZM235 48L238 49V51L240 52L239 55L236 54L235 52ZM80 49V50H81ZM104 48H102L101 51H103ZM151 49V48H150ZM149 49V50H150ZM173 49V48H172ZM174 49V50H175ZM189 49H191L192 51V48L189 47ZM209 49V48H208ZM224 49V48H223ZM228 48L224 49V51L228 50ZM75 50V49H74ZM77 50V48H76ZM91 49H89L88 52H90ZM97 51L99 49H94V51ZM125 50V48H124ZM126 50V51H127ZM170 50V49H168ZM177 50V49H176ZM205 50V49H204ZM213 50V48L211 49ZM215 50V49H214ZM213 50V51H214ZM221 49H219V52L221 53H217L218 55H223L222 51H220ZM252 50V53L253 55L256 57V59H254V57H251V58H248V56L246 55H242V53L244 54H247L248 55V52H250ZM93 51V50H91ZM93 51V52H94ZM115 51V50H114ZM120 51V50H119ZM152 51V50H151ZM198 51V50H197ZM210 51V50H209ZM217 51V50H215ZM72 52V51H71ZM79 52V51H78ZM83 52V51H82ZM85 52V51H84ZM100 51H98L99 53ZM147 52V53H146ZM155 52V51H154ZM172 52V51H171ZM192 52H195L194 50ZM206 52V51H205ZM211 52V51H210ZM229 52H224V53H229ZM77 53V52H76ZM81 53V51H80ZM91 53V52H90ZM163 53V52H162ZM170 53V52H169ZM183 54L184 53H188V52H182ZM201 53V51H200ZM215 53V52H213ZM213 53H210V55H214ZM69 54V53H68ZM72 54V53H71ZM79 55V53H77ZM88 54V53H87ZM94 54V53H93ZM101 54V52H100ZM122 54V53H121ZM127 54V53H126ZM164 54V53H163ZM195 54V53H194ZM208 54V53H207ZM67 55V51H66V54ZM85 55V54H84ZM83 55V56H84ZM102 55V54H101ZM105 55V54H104ZM109 55V54H108ZM157 55V54H156ZM165 55V54H164ZM163 55V56H164ZM168 55V54H167ZM167 55H166V58H167ZM201 56H203L202 54H200ZM69 56V55H67ZM64 57L63 58H69V57ZM73 56V54H72ZM80 56V57H79ZM78 57L81 58L82 55H79ZM89 56V55H88ZM100 56V55H99ZM124 56V55H122ZM153 56V53L151 54V58ZM162 56V57H163ZM77 57V58H78ZM97 56H94V58H96ZM102 57V60L104 59L103 56ZM100 57V58H101ZM105 57V56H104ZM109 57V56H108ZM165 57V56H164ZM169 57V56H168ZM190 57H191V54H190ZM193 57V56H192ZM207 57V56H206ZM205 55H204V58H206ZM212 57V56H211ZM220 57V56H218ZM75 58V56H74ZM73 58V59H74ZM87 58V56L85 57ZM85 58H81L79 59V64H81L82 66H88V67H93V70L95 69L94 66H96V62H94V60L92 59V53L90 54V57L87 58L86 61ZM150 58V59H151ZM184 58H187L184 56ZM196 58V56H195ZM197 58H199L197 56ZM196 58V59H197ZM208 58V57H207ZM217 58V57H215ZM222 58V56H221ZM62 59V58H61ZM72 59V60H73ZM76 59V58H75ZM149 59V61H150ZM153 59V58H152ZM155 59V58H154ZM169 59V58H168ZM166 59V60H168ZM189 59V58H188ZM213 59H214V56H213ZM66 60V59H65ZM69 60V59H68ZM82 60V61H81ZM172 60V58H171ZM170 60V64L172 65V62ZM177 60V58H176ZM200 60H202L200 58ZM205 60V59H204ZM216 60V59H215ZM214 60V61H215ZM70 61V60H69ZM125 61V60H124ZM126 61H127V58H126ZM152 61V60H151ZM157 61V60H156ZM159 61V60H158ZM162 61V60H161ZM165 61V60H164ZM195 61V60H194ZM210 61V60H209ZM207 61V62H209ZM217 61V60H216ZM220 61V60H218ZM120 62V61H119ZM184 62V61H183ZM197 62V61H196ZM195 62V63H196ZM203 62V60H202ZM206 62V61H205ZM211 62V61H210ZM213 62V61H212ZM221 62V61H220ZM220 62H216V63H220ZM76 63V62H75ZM111 63V62H110ZM125 63V62H124ZM155 63V62H154ZM159 63V62H156V64ZM162 63V62H161ZM166 63V61L164 62ZM177 63V61H176ZM182 63V61H181ZM199 63V61H198ZM214 63V64H216ZM222 63V62H221ZM220 63V64H221ZM7 64V63H6ZM9 64V62H8ZM100 64V63H99ZM98 64V65H99ZM122 64V63H121ZM152 64V63H150ZM168 64V63H166ZM175 64V63H174ZM178 64V63H177ZM175 64V66L177 65ZM204 64V62L202 63ZM209 64V63H208ZM213 64V63H212ZM210 63V65H212ZM213 64V65H214ZM11 65V64H9ZM80 65V66H81ZM102 65V63H101ZM110 65V64H109ZM112 65V64H111ZM110 65V66H111ZM160 65V63L158 64ZM183 65V64H182ZM192 65V64H191ZM209 65V66H210ZM161 66V65H160ZM170 66V65H169ZM179 66V64H178ZM178 66H176L178 68ZM181 66V65H180ZM206 66V65H205ZM208 66V68H209ZM216 66V65H215ZM11 68V66H9ZM98 67V66H97ZM100 67V66H99ZM103 67V65H102ZM99 69V71H103L104 69ZM159 67V66H158ZM164 73L166 70H164V68L169 70L170 69V72L171 73H175L174 71L177 69H175L174 71L171 69L172 66H170V68H168V66H164L163 68V65L161 66ZM193 69L197 70L196 67L194 65H192ZM207 67V66H206ZM205 67V68H206ZM217 67V66H216ZM219 67V66H218ZM8 68V67H7ZM127 68V67H126ZM155 68L156 65H155ZM153 68L154 70H156V72H158L160 69H155ZM210 68V69H211ZM75 69V68H74ZM77 69V68H76ZM107 69L109 70V68L107 67ZM112 69V68H111ZM110 69V70H111ZM133 69V68H131ZM133 69V70H134ZM150 69H152L150 67ZM152 69V70H153ZM182 69V70H181ZM3 70V69H2ZM10 70V69H9ZM65 70V69H64ZM84 70V69H83ZM91 70V68H90ZM92 70V71H93ZM130 70V69H129ZM158 70V71H157ZM167 70V71H168ZM204 70V69H203ZM0 71H1V68H0ZM66 71V70H65ZM75 71V70H74ZM98 71V70H97ZM112 71V70H111ZM116 71V70H115ZM123 71V70H122ZM166 71V74L169 72ZM177 71H179V69H177ZM198 71V70H197ZM208 71L205 70V73ZM4 72V71H1L0 74ZM12 72V71H11ZM68 72V70H67ZM83 72V71H82ZM95 72V71H93ZM117 72V71H116ZM129 72V71H128ZM135 72V71H134ZM156 72H154L156 74ZM169 72V73H170ZM210 72V71H209ZM160 73V72H159ZM162 73V71H161ZM168 73V76H170L171 74ZM3 74V73H2ZM14 74H17V73H14ZM60 74V73H59ZM63 74V73H62ZM61 74V75H62ZM86 74V73H85ZM87 74H90V71L89 73ZM94 74V73H92ZM128 75V73H126ZM132 74V73H130ZM136 74V73H135ZM6 75V74H4ZM11 75V74H10ZM12 75H13V72H12ZM71 75V74H70ZM126 75V76H127ZM158 75V74H157ZM156 75V76H157ZM163 75V74H162ZM173 75V74H172ZM1 76V75H0ZM14 76V75H13ZM88 76V75H87ZM91 76V75H90ZM89 76V77H90ZM96 76V74H95ZM100 76V75H99ZM103 76V75H101ZM107 76V74L105 75ZM155 76V75H154ZM3 77H6V76H3ZM74 77V76H73ZM97 77H98V74H97ZM95 77L96 79H100L101 78H97ZM108 77V76H107ZM112 77V76H111ZM116 77V76H115ZM121 78L123 76H120ZM162 77H165V76H162ZM16 78V76L14 77V79ZM18 78V77H17ZM67 78V76H66ZM69 78V77H68ZM72 78V77H71ZM78 78V77H77ZM103 78V77H102ZM132 78V77H131ZM136 78V77H135ZM173 78V79H174ZM5 79V78H4ZM13 79V77H12ZM20 79V78H19ZM79 79V78H78ZM82 79V78H81ZM84 79V78H83ZM82 79V80H83ZM91 79V78H90ZM103 79H106L105 77ZM109 79V77L107 78ZM127 79V78H126ZM166 79V77H165ZM164 79V80H165ZM234 79V80H233ZM6 80V79H5ZM72 80V79H71ZM110 80V79H109ZM117 80V79H116ZM128 80V79H127ZM161 80V79H160ZM9 84V81L6 80ZM12 81V80H10ZM17 81V80H16ZM67 83H70L68 81H70V79H66ZM119 81V80H118ZM134 81V79H133ZM167 81V80H165ZM3 82V81H2ZM5 82V83H7ZM73 82V81H72ZM83 82V81H82ZM93 82L94 79H93ZM104 82V81H103ZM115 82V81H113ZM113 82L111 84H113ZM122 82V81H121ZM125 82V81H124ZM123 82V83H124ZM131 82V81H130ZM135 82V81H134ZM137 82V81H136ZM135 82V83H136ZM15 83H18V82H15ZM13 82V84H15ZM35 83V82H34ZM62 83V82H61ZM92 83V82H91ZM90 83V84H91ZM101 83V81H100ZM110 83V81H109ZM108 83V84H109ZM119 83V82H118ZM133 83V82H132ZM134 83V84H135ZM243 83V82H242ZM12 84V83H11ZM65 84V83H64ZM74 84V83H73ZM93 84V83H92ZM96 84H99V82L93 84L94 86ZM103 84V83H102ZM101 84V85H102ZM105 84V83H104ZM117 84V83H116ZM121 84V83H120ZM137 84V83H136ZM159 84L158 88L156 89V91L154 92L153 96L150 97L149 94L147 96V91L148 90H153L157 85ZM6 85V84H5ZM18 85V84H15V86ZM63 85V84H62ZM66 85V84H65ZM100 85V86H101ZM110 85V84H109ZM108 85V86H109ZM119 85V84H118ZM138 85V84H137ZM140 85V84H139ZM234 85H240L239 84H234ZM7 88L9 86L10 88V84L9 85H6ZM19 86V85H18ZM78 86V85H77ZM99 86V85H98ZM106 86V84L104 85ZM103 86V87H104ZM117 86V85H116ZM124 86V85H123ZM133 86V85H132ZM136 86V85H134ZM133 86V87H134ZM17 87V86H16ZM59 87V85H58ZM80 87V86H79ZM86 87V86H85ZM96 87V86H95ZM112 87V86H111ZM121 87V86H120ZM120 87H116V88H120ZM127 87V86H126ZM133 87H129L128 88H132ZM139 87V86H137ZM233 87V89H232ZM12 88V87H11ZM14 88V87H13ZM20 86L18 87V91L20 90V92L22 91ZM54 88V87H53ZM61 88V87H60ZM84 88V87H83ZM88 88V87H86ZM92 88V87H91ZM99 88V87H98ZM114 88V86H113ZM122 88V87H121ZM135 88V87H134ZM141 88V86H140ZM58 89V88H57ZM110 89V87L108 88ZM112 89V88H111ZM127 89V88H126ZM11 90V89H10ZM14 90V89H13ZM13 90L10 92L12 93ZM59 90V89H58ZM106 90V89H105ZM113 90V89H112ZM110 90V91H112ZM115 90V89H114ZM119 90V89H118ZM117 90V91H118ZM125 90V89H124ZM134 90V89H133ZM237 90V92L235 91ZM16 92L17 89L15 90ZM60 91V90H59ZM107 91V90H106ZM120 91V90H119ZM127 91V90H126ZM130 91V89H129ZM129 91H127L129 93ZM139 91V90H138ZM241 91V93L239 94V92ZM84 92V91H83ZM104 92V91H103ZM108 92V91H107ZM131 92V91H130ZM249 92V91H248ZM8 93V91H7ZM33 93V92H32ZM113 94V92H111ZM125 93V92H124ZM150 93V92H148ZM14 94V93H12ZM11 94V95H12ZM16 94V93H15ZM18 94V93H17ZM16 94V96L18 97V95ZM31 94V93H30ZM34 94V93H33ZM118 94V93H117ZM152 94V93H151ZM9 96H11L10 94H8ZM23 95V94H22ZM37 95V94H36ZM48 95V94H47ZM63 95V94H62ZM93 95V94H92ZM126 95V94H125ZM132 96V94H130ZM99 96V94L97 95ZM114 96V95H113ZM117 96V95H116ZM119 96V95H118ZM122 96V95H121ZM134 96V95H133ZM16 97V98H17ZM37 97V96H36ZM48 97V96H46ZM58 97V96H57ZM89 97L92 98V96L89 95ZM107 97V96H105ZM259 100L260 101L261 99H264V94H260L259 96ZM34 98V97H33ZM61 98V97H60ZM69 98V97H68ZM95 99V97H93ZM104 98V97H103ZM116 98V97H115ZM120 98V97H118ZM132 98V97H131ZM8 99V98H7ZM13 98H11L12 100ZM44 99V98H43ZM90 99V98H89ZM124 99V98H122ZM167 99H168V102L169 104L173 103L174 102V96L172 94H169L167 96ZM9 100V99H8ZM29 100V99H27ZM31 100V99H30ZM46 100V99H45ZM48 100V99H47ZM64 100V98H63ZM87 100V99H86ZM85 100V101H86ZM98 100V99H97ZM103 100V99H102ZM106 100V98H105ZM231 100V99H230ZM235 100V99H234ZM234 100H232V102H234ZM94 101V100H93ZM109 101V100H108ZM112 101V99H111ZM227 101V100H226ZM14 102V101H13ZM12 102V103H13ZM33 102H35L33 100ZM47 102V101H46ZM60 102V101H59ZM79 102V101H78ZM84 102V101H83ZM87 102V101H86ZM85 102V103H86ZM96 102V101H95ZM93 102V104L95 103ZM116 102V101H115ZM230 102V101H229ZM8 103H10L8 101ZM15 103V102H14ZM49 103V101H48ZM71 104H73L72 102H70ZM89 103V102H87ZM92 103V102H91ZM101 103V102H100ZM118 103V102H116ZM227 105L225 106L224 110V114H226L227 111L230 110V103L226 102ZM17 104V103H16ZM16 104H14L16 106ZM26 104V103H25ZM45 104V103H44ZM67 104V103H66ZM84 104V103H83ZM92 104V105H93ZM110 104V103H109ZM108 104V105H109ZM24 105V104H23ZM77 105V104H76ZM79 105V104H78ZM91 105V104H90ZM107 105V103H106ZM104 105V106H106ZM107 105V106H108ZM111 105V104H110ZM109 105V106H110ZM116 104L112 105V106H115ZM133 107H132V106ZM13 106V105H12ZM61 106V105H60ZM64 106V105H62ZM80 106V105H79ZM94 106V105H93ZM92 106V107H93ZM101 106H103V103L101 104ZM100 106V107H101ZM23 107V106H22ZM44 106H42L43 108ZM67 108V106H65ZM99 107V108H100ZM116 107V106H115ZM14 108V107H13ZM27 109V107H25ZM33 108V107H32ZM35 108V107H34ZM37 108H38V105H37ZM46 108V107H45ZM51 108V107H50ZM56 108V107H55ZM86 108V107H85ZM98 108V107H97ZM96 108V109H97ZM8 109V108H7ZM18 109V108H17ZM68 109V108H67ZM105 109V108H104ZM109 109V108H108ZM111 109V108H110ZM116 109V108H114ZM113 109V110H114ZM237 110H240V111H243L244 113H246V116L245 118H247V115H251L252 113H254L252 116H250L246 121L245 118L240 121V125H241V128H244V129H249V127H251L253 130L251 133L247 134L246 136V140H249L250 141V145L254 143H256V138L262 134H264V120L261 122L260 121V117L261 115L259 114L260 109L258 107V105L256 104V102L254 101H251V100H247V101H243L241 103L238 104V107L236 108ZM25 110V109H24ZM32 110V109H31ZM35 110V109H34ZM33 110V111H34ZM40 110V109H39ZM45 110V109H44ZM49 110V109H48ZM64 110V109H62ZM92 110V109H91ZM89 111V112H92V111ZM99 110V109H98ZM106 110V109H105ZM1 111H4L3 109H0V112ZM12 111V110H11ZM19 111V110H17ZM17 111H14L13 109V112L9 115V119L12 117V115H15L17 113ZM28 111V109H27ZM26 111V112H27ZM57 111V110H55ZM61 111V110H60ZM67 111V110H66ZM86 111V110H85ZM83 110L82 107H78L76 106L75 108H73L72 110H70L69 112L67 113H60V112H49L50 115H49V122H43L41 120L40 123H36L37 126L34 127L36 124L35 123H32L33 120L31 121V124H35L34 126L32 125V128H31V124L29 123L28 126H30L29 128V139L27 141V143H24L29 149L27 152H30L31 153V156L30 157H33L34 159H40V164H39V170L38 172H49V171H53V169H57L56 171L57 172H62L63 175H67V174H70L71 172L74 174V179L75 180H81L83 181L84 183L88 182L89 181V178L92 177V175H97L98 177L100 178H113V179H116V180H124V179H129L133 182H140L144 179V177H154V175L158 178L160 177H164V178H170V180H174V179H177L178 180V183L182 184V185H186L188 184L189 182L192 181H196V182H207L209 180V183L211 185V190L210 191H207V195L209 196V201H210V204H206L205 205V209L202 210V211H199V206L202 207V195H201V198L198 200L197 199V196H198V193H197V188L193 191V197H192V202L191 201H188L189 204L193 205V208H192V211H193V216L196 218V219H200L202 218V222H201V231H202V238H203V241H202V244H204L205 246H207L208 248L214 250L216 253H218V256L219 258L223 257L226 253H231L232 251L234 252L235 250L237 249H241V254L239 256L237 255H234L235 257L234 258H231L230 261L228 262L227 260V263H222V262H219L218 259L216 260H212V261H205V260H202L200 262H195V261H189L187 258L184 259V260H188L187 262L183 263L184 260L183 258H180L179 259V256L178 258L176 257V260L175 259H172V260H166L164 259L163 257H160V256H155L152 257L150 254H149V250L153 249L152 247L150 248H147V245L144 244V243H140V244H136L132 241H129V244H128V247L130 248V252H128L130 255V257L126 260V263L125 264H210L211 263H215V264H264V230L263 228L260 227V223H259V215H260V208H261V205H264V196H262L260 194V191L261 188L259 189V185L261 184V187L264 186V166H262L261 163H256L257 165H254L252 167H249V168H246V169H240L239 167H237V163L240 162L242 159L245 160V156L243 157L242 155H238L239 154V149L238 151H235V152H238V154L236 155L237 157L233 158L229 155L228 152H223L222 149L219 150V149H215V150H212L213 152L212 153H208V154H204V153H200V151H197L195 150L194 148H192L193 145H189L188 143L184 142V141H176V142H171L169 143L168 141V138L171 134V133H167V131L169 130V126L170 124H165V126H167L168 128L166 129V133H165V138H167V142L166 143H161L158 141V143L153 142L152 141H147L146 144H139V145H132V144H128V142H122V144H120L118 141V144H116L113 140L116 139V137L118 136V132H122L121 129L119 131H117L116 134H113L110 130L111 129H116L118 128V125L121 124L120 121L122 120L121 117H117V118H112L113 117V114L111 112V115H107V111H108V114H109V111L110 110H107L106 113L103 111L99 114L98 111H95L96 114L94 113H87V111L85 112ZM153 111H156V113H158L157 116H160L162 118H158L156 115L155 118H150L149 115L152 113L153 114ZM23 112V111H22ZM30 112V111H29ZM37 112V111H35ZM35 112H33L35 114ZM100 112V111H99ZM166 113L167 115L165 114H161V113ZM10 113V112H9ZM8 113V114H9ZM25 113V112H24ZM31 113V112H30ZM7 114V112H6ZM7 114V115H8ZM32 114V113H31ZM38 114V112H37ZM117 114V113H116ZM36 115V114H35ZM133 115V114H132ZM222 115V114H221ZM115 116V115H114ZM15 116H13L14 118ZM27 117V116H26ZM25 117V118H26ZM38 117H40L38 115ZM129 117V116H128ZM131 117V116H130ZM135 117V115H134ZM5 118V117H4ZM17 118V116H16ZM23 118V117H22ZM24 118V120H25ZM28 118V117H27ZM41 118V117H40ZM164 118V119H165ZM263 118V117H262ZM31 119V117H30ZM121 119V120H120ZM163 119V120H164ZM169 119V118H168ZM12 121V119H10ZM17 120V119H16ZM23 120V119H22ZM35 120H36V117H35ZM34 120V121H35ZM144 120V121H145ZM205 120V121H203ZM15 121V120H14ZM21 121V120H20ZM39 121V120H38ZM102 121L104 123H102ZM143 120H141L140 122L142 123ZM28 122V121H27ZM125 122V120H124ZM123 122V124H124ZM138 122V121H137ZM140 122H138L137 124L140 125ZM201 122V123H202ZM2 123V122H0ZM8 124L10 123L9 121L7 122ZM20 123H24V122H20ZM127 124V122H125ZM145 124L144 125H148V124ZM153 123V124H152ZM187 124L190 125V124ZM17 124V123H16ZM28 124V123H27ZM25 124V125H27ZM175 124V123H174ZM175 124V125H176ZM21 125V124H20ZM133 125V124H132ZM137 125V126H138ZM143 125V124H141ZM140 125V126H141ZM11 126V125H9ZM27 126V127H28ZM96 126H98L99 128H97ZM139 126V127H140ZM164 126V125H163ZM163 126H162V129L161 130H164L163 129ZM174 126V125H173ZM181 126V125H180ZM186 126V125H185ZM5 127V126H4ZM14 127V126H12ZM18 127V126H17ZM120 127V126H119ZM123 127V126H122ZM121 127V128H122ZM129 127V125L127 126ZM146 127V126H145ZM152 128L153 126H149L147 128ZM172 127V126H171ZM170 127V130L171 132H174L176 134V131L175 130H172L173 128ZM183 127V125H182ZM182 127H179L180 129H182ZM190 127V126H188ZM187 127V128H188ZM3 128V126H2ZM1 129V132L4 133L6 131V129L4 130V128ZM6 128V127H5ZM7 128H8V125H7ZM125 128V126H124ZM132 128V130L134 131L133 127H130ZM141 130H146V129H143L144 127H140ZM165 128V127H164ZM176 129L178 128L177 126L175 127ZM193 128V127H192ZM14 128H11L10 130H12ZM20 129V128H19ZM22 129V127H21ZM28 129V128H26ZM25 129V130H26ZM110 129V130H109ZM127 128H125L126 130ZM178 132H181L182 130H180ZM4 130V131H3ZM9 130V128H8ZM117 130V129H116ZM115 130V131H116ZM150 130V129H149ZM154 130V129H153ZM160 130V129H159ZM158 129L153 131L155 133L159 132V134L157 135V138H159L158 136L161 135V133L163 134V131H159ZM19 131V130H18ZM127 131V130H126ZM138 131H140L138 129ZM148 131V130H147ZM152 130H150V133H151ZM185 131V130H184ZM129 131H127L126 133H128ZM136 132H137V129H136ZM141 132V131H140ZM146 132V131H145ZM177 134L179 135L180 133ZM239 132V131H238ZM6 133V132H5ZM9 133V131H8ZM16 133L15 131L12 133L14 134ZM102 133V134H101ZM125 133V134H126ZM147 133V132H146ZM149 133V132H148ZM183 133V132H182ZM240 133V132H239ZM17 134V133H16ZM122 134V133H121ZM129 134V133H128ZM154 134V133H153ZM151 134L154 138V135ZM175 134L174 135H171L169 138H172L173 139V136L175 137ZM184 134V133H183ZM182 134V135H183ZM226 134V133H225ZM238 134V133H237ZM1 135V133H0ZM4 135V134H3ZM123 135V134H122ZM142 135V134H141ZM140 135V136H141ZM148 135V134H147ZM146 135V136H147ZM156 135V134H155ZM166 135H168L166 137ZM228 135V134H227ZM5 136V135H4ZM11 136V134L9 135ZM15 136V135H12V137ZM22 135L21 133L16 135V137H14L15 139V143H20V140L22 138ZM26 136V135H25ZM131 136V134L129 135ZM129 136H126L127 138ZM139 136V135H138ZM139 136V137H140ZM234 136V135H233ZM3 137V136H2ZM124 137V136H123ZM138 137V138H139ZM150 136L148 135V138ZM177 137V136H176ZM217 137V139H219V133H215L213 135V138ZM236 137V136H234ZM5 138H8L7 136L4 137L3 139ZM120 138V137H119ZM119 138H117L118 140H120ZM161 138V137H160ZM162 138H164V134L162 135ZM224 138V137H223ZM239 139V137H237ZM245 137H243L244 139ZM0 139L2 140V138L0 137ZM9 139V138H8ZM14 139H9V141H13ZM116 139V140H117ZM126 140V138H124ZM175 139V138H174ZM179 139V137H178ZM177 139V140H178ZM228 139V138H227ZM241 139V140H243ZM258 139V138H257ZM7 140V139H5ZM131 140V139H130ZM129 140V142H130ZM136 140V139H134ZM161 140V139H159ZM166 141V139H163V141ZM180 140V139H179ZM232 140L233 142V139H229V143H231L230 141ZM235 140V139H234ZM240 140V139H239ZM10 141V142H11ZM112 141V142H111ZM164 141V142H165ZM2 142V141H1ZM132 142V141H131ZM244 143L245 141H241V143ZM115 143V144H114ZM237 143V142H236ZM235 143V145H237ZM239 143V141H238ZM261 143V142H260ZM4 144V143H2ZM5 144H6V141H5ZM4 144V145H5ZM12 144H14L12 142ZM11 144V145H12ZM234 144V143H233ZM240 144V143H239ZM247 144V143H245ZM247 144V145H249ZM4 145H2L1 147L4 148ZM7 145V144H6ZM21 145L23 146V143H21ZM260 145V144H259ZM9 146V145H8ZM13 146V145H12ZM16 146V144H15ZM251 146V147H252ZM256 146V145H255ZM7 147V146H6ZM5 147V148H6ZM10 147V146H9ZM25 147V146H24ZM236 147V146H234ZM239 147V146H238ZM246 147V146H245ZM250 147V148H251ZM2 148V149H3ZM233 148V147H232ZM261 148V147H260ZM0 149V153H1V150ZM8 149V148H7ZM25 149V148H24ZM23 149V150H24ZM5 150V149H4ZM22 150V151H23ZM233 150V149H232ZM241 150V149H240ZM246 150V148L244 149V151ZM9 151V150H8ZM247 151V150H246ZM245 151V155H246V158H247V153ZM260 151V150H259ZM7 152V151H6ZM26 152V153H27ZM233 152V151H232ZM241 152V151H240ZM255 152V151H254ZM3 153V152H2ZM12 153V152H11ZM242 153V152H241ZM10 154V153H9ZM14 154V153H13ZM23 153H21L22 155ZM218 154V155H216ZM244 154V153H243ZM251 154V153H250ZM28 155V154H27ZM30 155V154H29ZM252 155V154H251ZM264 155V154H262ZM11 156V155H10ZM24 156V154H23ZM3 157V156H2ZM27 157V156H26ZM249 157V156H248ZM253 157V156H251ZM12 158V157H11ZM22 158V157H21ZM25 158V157H24ZM28 158V157H27ZM17 159V158H16ZM26 159V158H25ZM24 159V160H25ZM31 159V158H29ZM250 159V157H249ZM20 160H23V159H20ZM32 160V159H31ZM243 160V162H244ZM259 161V160H258ZM257 161V162H258ZM262 162V160H260ZM259 161V162H260ZM27 162V161H26ZM33 162V161H32ZM21 163V162H19ZM43 163H45L43 165ZM247 163V162H246ZM34 164V163H32ZM241 164V163H240ZM26 165V164H25ZM36 165V164H35ZM43 165V166H42ZM253 165V164H252ZM19 166V165H18ZM241 166V165H239ZM20 167V166H19ZM35 167V166H34ZM38 167H35V168H38ZM243 167V166H242ZM30 168H32L30 166ZM236 168V172L233 171V169ZM24 169V168H23ZM31 170V169H30ZM37 170V169H36ZM35 171V170H34ZM33 172V171H31ZM254 175L257 176V178L254 177ZM41 176V175H40ZM50 177V176H49ZM21 178V177H20ZM55 179V178H54ZM153 179V178H152ZM14 180V179H13ZM12 180V181H13ZM19 180V179H18ZM61 180V179H60ZM67 181V180H66ZM44 182V181H43ZM121 182V181H120ZM48 183V182H47ZM99 183V182H98ZM115 183V182H114ZM113 183V184H114ZM150 183V182H149ZM49 184V183H48ZM103 184V183H102ZM13 186V185H12ZM16 186V185H15ZM173 186V185H172ZM43 187V186H42ZM48 187V186H47ZM55 187V186H54ZM103 187V186H102ZM165 187V186H164ZM12 188V187H11ZM35 188V187H34ZM63 188V187H62ZM167 188V186H166ZM209 188V186H208ZM56 189V188H55ZM15 190V189H14ZM18 190V189H16ZM38 190V189H37ZM67 190V189H66ZM12 191V190H11ZM172 191V190H171ZM70 193V192H69ZM80 193V192H79ZM13 194V193H12ZM187 194V193H186ZM214 194V200L212 198V200H210V197L211 195ZM31 195V194H30ZM18 196V195H17ZM207 198V197H206ZM223 198H226V199H223ZM255 199V201H259L260 202H257L256 204H252L251 206L248 205L247 201L248 199ZM171 199V198H170ZM231 199V201H230ZM171 201V200H170ZM234 201V203H233ZM137 202V201H136ZM140 203V202H139ZM232 203V204H231ZM145 204V203H143ZM250 204V203H249ZM137 205V204H136ZM209 205L210 207H212L213 209V214L210 215V212L212 213V211L209 212ZM142 206V205H140ZM98 207V206H97ZM112 207V206H111ZM110 207V208H111ZM115 207V206H114ZM139 207V205H138ZM146 207V206H145ZM142 208V207H141ZM144 208V207H143ZM147 208V207H146ZM138 209V208H137ZM136 209V210H137ZM148 209V208H147ZM104 210V209H103ZM147 211V210H146ZM150 211V210H149ZM106 212V211H105ZM137 212V211H136ZM139 212V211H138ZM148 212V211H147ZM104 213V212H103ZM158 213V211H157ZM134 214V213H133ZM149 214V212L147 213ZM175 214V213H174ZM103 215V214H102ZM138 215V213H137ZM143 215V214H142ZM158 215V214H156ZM131 216V215H130ZM134 216V215H133ZM147 216V215H146ZM150 216V215H148ZM188 216V215H187ZM209 216H213V218L211 219ZM144 217V216H143ZM98 218V217H97ZM125 218V216H124ZM128 218V217H127ZM126 218V219H127ZM148 218V217H147ZM146 218V219H147ZM187 218H190V217H187ZM186 218V219H187ZM129 219V218H128ZM139 219V218H138ZM153 219V218H152ZM171 219V218H170ZM145 220V219H143ZM151 220V219H150ZM172 220V219H171ZM126 220L124 219V222ZM127 222V221H126ZM135 222V221H134ZM197 222V221H196ZM147 223V222H146ZM162 223V222H161ZM199 224V223H198ZM144 226V225H143ZM198 226V225H197ZM142 227V226H141ZM140 227V228H141ZM160 227V226H159ZM256 227V233H250V231L252 230H255V229H252ZM150 228V226H149ZM152 228V227H151ZM150 228V229H151ZM182 228V227H181ZM173 229V228H172ZM153 231V230H152ZM179 231V230H178ZM97 232V231H96ZM181 232V231H180ZM254 232V231H253ZM175 233V232H174ZM98 234V233H97ZM197 235V234H196ZM193 236V235H192ZM14 237V236H13ZM177 237V236H176ZM201 237V236H200ZM181 238V237H179ZM193 238V237H192ZM17 239V238H16ZM176 239V238H175ZM49 240V239H48ZM48 240L47 241H43V240H38L36 241L35 240H31L30 243H27V242H24L23 244H20V243H16L15 244V249H19L20 250L22 249V251H25L26 249L30 250H36L38 248H43V247H46L49 245L47 244L48 243ZM245 240V242H252L253 241V247L252 248H248V243H247V246L245 244V247H241L243 246V241ZM16 242V241H15ZM148 242V241H147ZM192 242V241H191ZM211 242H213L214 244L211 245ZM2 243V242H1ZM28 245V248L26 247ZM188 245V244H187ZM156 246V245H155ZM181 246V245H180ZM184 246V245H182ZM186 246V245H185ZM190 246V245H189ZM2 247V246H1ZM196 247V246H195ZM241 247V248H240ZM99 248V247H98ZM103 248V247H102ZM106 248V247H105ZM119 249V248H118ZM181 249V248H179ZM101 250V249H100ZM193 250V249H192ZM19 251V250H18ZM110 251L111 252H114V249L110 247ZM119 251V250H118ZM156 251V250H155ZM178 252V251H177ZM186 252V251H185ZM185 254V253H184ZM107 255V253H106ZM117 255V253H116ZM119 255H125L124 252L120 251L119 254L117 255V257ZM228 255V254H227ZM126 256V255H125ZM166 256V255H165ZM226 256V255H225ZM237 256V258H236ZM96 257V256H95ZM183 257V256H181ZM119 258V257H118ZM94 259V258H93ZM121 263L120 264H124L123 260L121 258H119ZM144 259H147V262L148 263H144L142 261H144ZM194 260V259H193ZM199 260V259H198ZM89 261H90V257H89ZM92 261V259H91ZM113 261V260H112ZM111 261V262H112ZM183 261V262H182ZM9 262V261H8ZM96 263V262H95ZM100 263V262H99ZM109 264V263H107ZM117 264V263H115Z\"/></svg>",
    "mask_w": 264,
    "mask_h": 264
},
{
    "label": "snow or ice",
    "instance_id": "snow-or-ice-1",
    "mask_svg": "<svg viewBox=\"0 0 264 264\" xmlns=\"http://www.w3.org/2000/svg\"><path fill=\"white\" fill-rule=\"evenodd\" d=\"M130 2L137 12H142L143 8L148 7L147 4L141 3L140 0H130ZM252 2L259 9L257 16L260 21L264 23V0H252ZM146 23L150 24L151 22L146 20ZM168 27L171 28L173 26L169 25ZM152 30V27H149V31L151 32ZM173 39L179 38L173 36ZM186 51H188L187 48ZM188 73L190 74L185 75L183 78L186 86L183 87L182 90L176 84H173L170 89L160 93V106L175 116L186 115L192 111L196 113H207L218 107L220 105V100L217 95V89L214 87V81L206 78L205 75L193 69L191 65L188 66ZM169 94L174 96V103L169 104L167 99ZM102 123L104 122L102 121ZM120 123L123 126V120H121ZM233 139L235 138L233 137ZM240 148L244 150L245 145L240 144ZM233 171H235V169H233ZM259 223L261 227L264 228V205H261L260 208ZM193 252L198 254L199 257L205 261H212L219 258L218 253L204 244H200L199 247L194 248Z\"/></svg>",
    "mask_w": 264,
    "mask_h": 264
},
{
    "label": "water",
    "instance_id": "water-1",
    "mask_svg": "<svg viewBox=\"0 0 264 264\" xmlns=\"http://www.w3.org/2000/svg\"><path fill=\"white\" fill-rule=\"evenodd\" d=\"M184 43H185V44H188V41L184 40ZM189 65H191V64L186 63V65H185V67H186L187 70H188V66H189ZM191 66H192V65H191ZM192 68H193V67H192Z\"/></svg>",
    "mask_w": 264,
    "mask_h": 264
}]
</instances>
